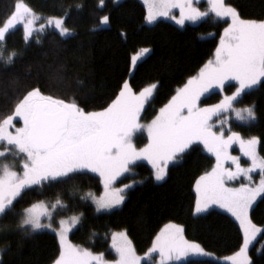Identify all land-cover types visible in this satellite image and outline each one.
Listing matches in <instances>:
<instances>
[{"label":"snow or ice","instance_id":"1","mask_svg":"<svg viewBox=\"0 0 264 264\" xmlns=\"http://www.w3.org/2000/svg\"><path fill=\"white\" fill-rule=\"evenodd\" d=\"M143 3L149 24L160 17L181 26L210 14L223 19L227 27L223 28L213 58L188 78L148 123L141 122V113L156 84L137 93L124 81L118 95L106 107L93 111L86 110L74 98L46 93L38 85L13 95L10 112L0 116V220L13 218L16 228L25 236L42 230L55 232L59 252L52 264H176L189 255L210 256L199 243L185 238L182 225L169 223L143 255L137 254L126 230L111 233L110 247L115 259L107 260L103 252H93L68 239L73 228L81 223L83 212L72 213L59 194L51 201L36 200L19 212L16 210L24 194L43 195L46 188H56L89 173L98 175L103 190L100 195L85 191L80 201H91L97 212L110 210L123 204L126 190L132 185L121 182L118 186L117 182L138 161H148L155 180L161 181L170 162L181 159L194 145H203L215 163L195 182L194 211L204 213L218 205L231 213L239 222L243 240L239 250L226 259L231 264H251L249 247L264 232V227L254 223L250 216L254 202L264 196V155L259 151V137L245 138L232 130L229 121L233 115L245 124L256 119L254 105H236L242 95L264 87V19H242L226 0H205L203 10L200 0ZM71 7L68 5L61 15L43 17L24 0H15L10 15L0 24V67L7 70L22 55L6 47V35L18 25L22 26L26 44L30 40L39 43L47 29L62 37L72 35L73 30L65 23ZM97 7L103 9L105 0H97ZM174 9L179 10L178 15ZM109 22L107 14L99 17V26ZM148 51L145 48L141 53ZM141 53L132 57L133 65ZM48 79L57 84L65 82L59 68L49 73ZM233 81L235 84L230 83ZM18 83L14 79L7 87L0 85V95L7 96L8 87ZM226 85L234 88L231 94L223 95L217 103L201 104L206 93L213 89L223 92ZM21 122L22 126H17ZM145 132L147 143L138 147L134 137ZM233 144H238L250 161L248 166L241 165L240 156L232 155ZM228 161L232 166H225ZM238 179V186H229L230 181Z\"/></svg>","mask_w":264,"mask_h":264},{"label":"trees","instance_id":"2","mask_svg":"<svg viewBox=\"0 0 264 264\" xmlns=\"http://www.w3.org/2000/svg\"><path fill=\"white\" fill-rule=\"evenodd\" d=\"M15 0H0V24L10 15ZM43 17L61 15L71 5L65 21L73 32L62 37L47 29L40 42L23 39L21 27L6 36V47L21 53L7 70L0 67V85L8 86L18 79L15 87H8V95H0V116L10 112L13 95H21L32 85L61 98L76 99L86 110H101L118 95L124 81L135 92L156 84L152 96L145 103L142 120L149 121L175 95L187 79L214 56L219 38L227 23L209 16L197 25H178L171 19L147 23L146 6L141 0H105V7H97V0H24ZM242 19H264V0H227ZM83 7L77 9L75 5ZM107 14L108 25L99 26V17ZM149 51L141 53L142 49ZM141 53L133 65L132 57ZM59 68L63 84L48 79L49 73ZM234 88L226 86L224 93L205 97L201 104L218 102ZM254 105L256 119L237 123L234 131L244 137L260 138L259 151L264 155V87H256L242 95L238 107ZM137 144L147 143L145 134H138ZM238 154V152H237ZM246 162V161H245ZM215 158L203 145H194L182 158L168 165L161 182L154 178V170L145 162L132 166L121 182L136 179L119 209L100 213L90 202L79 197L91 190L99 194L103 185L98 175L89 173L56 188H46L43 195L28 192L23 195L20 208L36 200L51 201L59 194L72 210L83 212L81 223L70 233L72 243L103 252L112 260L111 233L126 230L137 254L151 246L155 236L166 224L184 228L186 239L199 243L210 256H188L176 264H225L242 245L243 233L229 214L212 209L197 215L194 211L195 182L205 171H210ZM247 163V162H246ZM78 190V191H76ZM75 192V196H73ZM71 214V213H70ZM254 223L264 227V196L251 209ZM7 225V227H5ZM92 233H95L93 236ZM91 237V238H90ZM264 233L250 249L251 264H264ZM262 246L260 252L259 249ZM59 252L55 233L43 231L29 236L21 235L15 220H0V264H52ZM248 252V253H249Z\"/></svg>","mask_w":264,"mask_h":264},{"label":"rangeland","instance_id":"3","mask_svg":"<svg viewBox=\"0 0 264 264\" xmlns=\"http://www.w3.org/2000/svg\"><path fill=\"white\" fill-rule=\"evenodd\" d=\"M117 3L118 2H121V1H123V0H115ZM142 2H143V0H141ZM226 3H227V0H226ZM200 7L202 8V10L206 7V3H205V0H200ZM177 15H178V12H179V10L178 9H174L173 10ZM209 16H211V14L209 15ZM207 18H209V17H206V18H203L202 20H199V21H196V22H191V21H186V23L184 24V25H186V24H189V25H197V24H199V23H201L202 21H204V20H206ZM215 20H222V21H224L223 19H218V18H215V17H213ZM161 19H169V18H166V17H160V18H158V20H161ZM173 22L175 23V21L173 20ZM229 23H230V20L228 21ZM183 25V26H184ZM17 27H21L22 28V26H17ZM16 27V28H17ZM225 27H227L226 25H225ZM13 31V30H12ZM11 32V31H10ZM9 32V33H10ZM223 32V31H222ZM7 36V35H6ZM231 84H235V82L233 81V82H230ZM226 86H228V85H226ZM225 86V87H226ZM234 90V89H233ZM232 90V91H233ZM231 91V92H232ZM225 92V89L223 90V92H220L218 89H213L212 90V92H210V93H206L205 94V96L204 97H201V101H202V99L203 98H205V97H209V96H211L212 94H214V93H224ZM231 92L229 93V94H231ZM225 95H228V94H225ZM219 102V101H218ZM217 103V102H216ZM211 104V103H210ZM210 104H203V105H210ZM212 104H214V103H212ZM237 106V105H236ZM238 107V106H237ZM142 114H143V111H142V113H141V117H142ZM158 114V113H157ZM153 119V118H152ZM151 120H149V121H143L142 120V118H141V122L142 123H148V122H150ZM237 123H240V121H237L236 119H235V117H234V115L232 116V119L229 121V124L231 125V127H232V130L234 129L233 127H234V125L235 124H237ZM17 126H22V122H21V124H18ZM228 125H225V127H227ZM217 127H219V125H217ZM138 134H140V133H137L136 134V136L134 137V141H135V143L137 144V137L139 136ZM143 134H145V136H146V132L145 133H143ZM246 138V137H245ZM137 146L138 147H142V146H139L138 144H137ZM230 151H231V153H232V155H236V153L234 152V151H232L231 149H230ZM237 156V155H236ZM142 162H145V163H147L149 166H151V164L150 163H148V161H146V160H141ZM247 163H246V162ZM138 162H140V161H138ZM137 162V163H138ZM250 163V161H248L247 160V157L246 158H242L241 157V165L242 166H244V167H246V166H248V164ZM134 166V165H133ZM225 166L226 167H228V166H232L231 165V162L230 161H228V162H226V164H225ZM234 167V166H233ZM151 168H152V166H151ZM93 174H95V173H93ZM97 175V174H96ZM254 175V178L257 180V182H258V175L256 174V173H254L253 174ZM155 178V177H154ZM240 179H242V178H240ZM240 179H238V180H236V181H230L229 182V186L230 187H234V186H238V184H239V182H240ZM121 180H122V177L120 178V180L117 182V184H118V186H119V184L121 183ZM133 181H136V179H134V180H132L131 182H127V183H130L132 186L129 188V189H127L126 190V193L130 190V189H132L135 185V183H133ZM157 181V180H156ZM162 181V180H161ZM161 181H157V182H161ZM102 193V192H101ZM101 193H99V194H97V195H100ZM263 197V196H262ZM262 197H258L257 198V200L254 202V204L252 205V208L256 205V203L262 198ZM127 200V194H126V196H125V200H124V202H123V204L125 203V201ZM91 202V201H90ZM123 204H121V205H118V206H116L115 208H112V209H110V210H102V211H100V213H104V212H111V211H113V210H116V209H119V208H121L122 206H123ZM251 208V209H252ZM212 209H217V210H220V211H222V212H225V213H227V214H229L232 218H234V220L239 224V222L235 219V217H233L232 215H231V213H228L225 209H223V208H221V207H219L218 205H213L212 207H210L209 209H208V211H210V210H212ZM207 211V212H208ZM251 211V210H250ZM204 213H206V212H204ZM204 213H196L197 215H201V214H204ZM82 219V218H81ZM78 227V225L75 227V228H73V230L74 229H76ZM72 230V231H73ZM43 231H47V232H51V233H55V232H52L51 230H42V231H38V232H43ZM242 231V230H241ZM243 233V232H242ZM264 232H262V233H260V234H258L257 235V237L255 238V240H253L252 241V243H251V245H250V247H249V251H250V249H251V247L257 242V241H259V238L261 237V235L263 234ZM56 234V233H55ZM68 239L70 240V233H69V235H68ZM58 240H59V238H58ZM71 241V240H70ZM263 245H264V241H263V243H262ZM263 245H261V248L259 249V251L258 252H260L261 250H262V246ZM114 253V252H113ZM115 255V254H114ZM248 255L250 256V252L248 253ZM189 256H191V255H189ZM189 257H185V258H183L182 260H185V259H188ZM227 258V257H226ZM226 258H224L223 259V261L225 262V264H231V262L230 261H228ZM105 259H107V260H110V259H108L106 256H105ZM115 259V258H114ZM113 260V259H112ZM252 262V261H251Z\"/></svg>","mask_w":264,"mask_h":264},{"label":"flooded vegetation","instance_id":"4","mask_svg":"<svg viewBox=\"0 0 264 264\" xmlns=\"http://www.w3.org/2000/svg\"><path fill=\"white\" fill-rule=\"evenodd\" d=\"M203 99H204V98H203ZM203 99H202V100H203ZM231 150L234 151V152L236 153L237 156H240V157H242V158L244 157L243 154H242L241 151H240V148H239V145H238V144H233L232 147H231ZM237 152H238V154H237ZM244 158H246V157H244ZM125 174H126V173H125Z\"/></svg>","mask_w":264,"mask_h":264}]
</instances>
